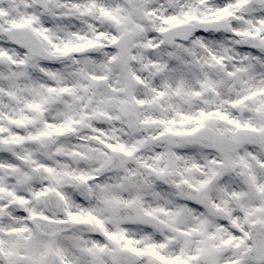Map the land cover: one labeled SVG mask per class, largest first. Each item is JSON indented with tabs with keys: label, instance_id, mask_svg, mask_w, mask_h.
Masks as SVG:
<instances>
[{
	"label": "snow or ice",
	"instance_id": "1",
	"mask_svg": "<svg viewBox=\"0 0 264 264\" xmlns=\"http://www.w3.org/2000/svg\"><path fill=\"white\" fill-rule=\"evenodd\" d=\"M0 264H264V0H0Z\"/></svg>",
	"mask_w": 264,
	"mask_h": 264
}]
</instances>
